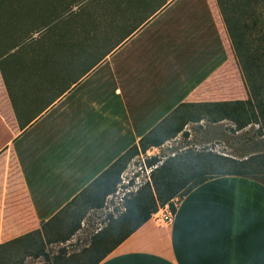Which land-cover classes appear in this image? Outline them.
Returning <instances> with one entry per match:
<instances>
[{
  "label": "crops",
  "instance_id": "1",
  "mask_svg": "<svg viewBox=\"0 0 264 264\" xmlns=\"http://www.w3.org/2000/svg\"><path fill=\"white\" fill-rule=\"evenodd\" d=\"M123 1V32L99 56L85 34L60 40L49 59L22 57L58 68L12 83V51H0V244L39 230L152 131L169 136L180 105L247 99L216 2ZM98 264H264V183L209 179L171 225L150 218Z\"/></svg>",
  "mask_w": 264,
  "mask_h": 264
},
{
  "label": "trees",
  "instance_id": "2",
  "mask_svg": "<svg viewBox=\"0 0 264 264\" xmlns=\"http://www.w3.org/2000/svg\"><path fill=\"white\" fill-rule=\"evenodd\" d=\"M215 2L243 79L247 99L180 105L172 113L170 129L165 132L169 133V136L162 137L152 131L143 137L138 145L132 146L120 156L58 215L42 223L39 230L0 244V264H24L27 257L34 260L42 258V261L34 264H98L146 223L159 207L168 204L171 210L175 211V201H179L209 179L240 176L264 183L262 178L258 177L264 174L263 156L254 155L237 160L209 150L186 149L183 153L168 156L153 169L150 174L151 183L144 184L133 194L125 195L122 204L124 212L107 226L93 233L88 246L80 252L68 254L63 247L51 255L45 248L47 245L65 244L69 241L79 231L81 219L86 211L103 208L106 197L115 192L128 163L140 153L159 147L167 139L174 138L182 132L186 124L201 121L215 124L228 120L233 123L234 131L242 130L251 124L259 125L261 132L264 131V38H260L258 43L253 38L264 35V0H215ZM12 10L13 8L10 12H13ZM69 12L68 9L48 11L47 17L42 19L40 25L30 34L51 28ZM21 44L11 45L0 51L6 54ZM158 162L161 161L156 157L147 160L148 166L156 165ZM68 211H71V220L66 223L62 216ZM78 213L81 215L80 218H77ZM48 228H57V233L47 235ZM14 245L23 249V258L16 262L8 251V248Z\"/></svg>",
  "mask_w": 264,
  "mask_h": 264
},
{
  "label": "rangeland",
  "instance_id": "3",
  "mask_svg": "<svg viewBox=\"0 0 264 264\" xmlns=\"http://www.w3.org/2000/svg\"><path fill=\"white\" fill-rule=\"evenodd\" d=\"M118 1L119 3L124 2L123 0ZM209 1L215 3V0ZM129 2H134V0ZM136 2L140 5L148 4V0L146 2L137 0ZM115 3L116 0H0V49L3 51L5 47L22 43L3 62L4 64L9 60L17 66L15 71L8 72V81L17 83L21 73L23 75L21 76L22 79L27 77L29 79L28 71L32 72L37 67L51 68L55 66L58 68L61 65L59 61L55 63L51 61L50 65L44 60L26 64L27 60L22 57L26 53L29 54L34 51L49 59L54 53L57 54L59 52L60 40H63V45H65L68 39L78 40L85 34V37L88 36L90 39L92 56H99L109 50L116 44L113 37V31L115 33V30H117L114 24L116 17ZM12 8L13 12H10ZM61 9H68L70 12L52 25L51 28L40 33L30 34L32 30L40 25L41 20L47 17L48 11ZM123 17L125 16L120 13L119 18ZM111 23H113L114 27L110 25ZM58 31L60 32L59 34H62L60 37L57 34ZM117 32L122 34L123 27H119ZM67 34L69 37L66 38ZM253 38L258 43V40L260 38L263 39L264 35L260 37L254 36ZM38 58H40V55ZM96 59L98 58L92 57V63ZM22 61L24 63L23 66L20 63ZM235 65L239 71L236 60ZM46 76L50 78L52 75L48 74ZM241 80L243 82L242 76ZM186 149L195 151L209 150L237 160H243L254 155L264 157V131L261 132L257 124H251L242 130L234 131L233 123L228 120L215 124H210L206 121L186 124L182 132L178 133L176 137L169 138L161 146L150 148L145 153L135 156L121 174L120 182L117 184L115 192L106 197L103 208L86 211L81 219L79 231L65 244L55 243L47 245L45 247L46 251L52 255L56 254L60 248L65 247L67 253L72 254L78 253L87 247L93 233L107 226L124 212L122 204L125 195L128 193L133 194L144 184L151 183V179L150 182L147 179L153 169L160 165L168 156H172L174 153H183ZM154 157L161 162L148 166L147 160ZM258 177L264 181V174ZM127 189L132 190L127 192ZM175 202L176 204L178 203V201ZM71 211L62 216L66 223L71 220ZM79 214L77 218L81 217ZM47 233L49 236L56 234L57 228H48ZM8 251L14 258V262L23 258V249L17 245L9 247ZM40 261H42V258L34 260L27 257L24 264H34Z\"/></svg>",
  "mask_w": 264,
  "mask_h": 264
},
{
  "label": "built area",
  "instance_id": "4",
  "mask_svg": "<svg viewBox=\"0 0 264 264\" xmlns=\"http://www.w3.org/2000/svg\"><path fill=\"white\" fill-rule=\"evenodd\" d=\"M150 182V177L147 179ZM128 184V182H127ZM132 190V189H131ZM127 189V192H131ZM175 209L177 204L175 203ZM175 211H172L168 204L159 207L158 210L151 215V219L158 225H171L175 216Z\"/></svg>",
  "mask_w": 264,
  "mask_h": 264
}]
</instances>
